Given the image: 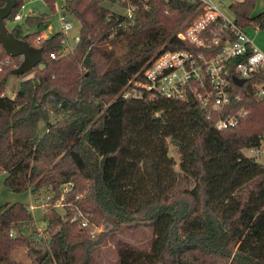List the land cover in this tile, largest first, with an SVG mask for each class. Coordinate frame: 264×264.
Wrapping results in <instances>:
<instances>
[{
    "label": "trees",
    "instance_id": "16d2710c",
    "mask_svg": "<svg viewBox=\"0 0 264 264\" xmlns=\"http://www.w3.org/2000/svg\"><path fill=\"white\" fill-rule=\"evenodd\" d=\"M26 1L16 0L5 23ZM42 1L55 11L56 0ZM103 2L130 8V15ZM255 3H229L243 30H264V12L252 15ZM62 8L80 24L66 54L62 31L41 38L46 13L28 14L9 30L41 48L42 60L13 98L5 95L6 80L21 57H9L0 70L3 184L51 197L41 235L25 233L33 221L27 204L0 205V264H20L12 256L20 248L30 264H103L99 249L110 230L93 229L108 222L114 230H152L145 249L117 240L116 264H264V164L243 152L264 140V95L256 94L264 67L241 85L230 75L222 110L197 99L211 90L205 76L191 81L185 100L152 95L133 82H143L144 67L160 52L190 49L210 58L234 39L226 34L203 49L177 36L203 12L200 0H64ZM0 57H8L1 45ZM240 60L230 61V74ZM133 89L140 96H122ZM228 114H238V122L216 128ZM66 183L72 186L60 212L55 203Z\"/></svg>",
    "mask_w": 264,
    "mask_h": 264
},
{
    "label": "built area",
    "instance_id": "2783aa9c",
    "mask_svg": "<svg viewBox=\"0 0 264 264\" xmlns=\"http://www.w3.org/2000/svg\"><path fill=\"white\" fill-rule=\"evenodd\" d=\"M200 1L202 2L203 12L200 16L187 23L177 33V36L203 49L219 45L222 37L226 34L233 35L234 39L230 41L226 38L222 49L210 58H206L201 52L194 53L190 49L162 51L144 67L143 82H133V85L150 92L152 95L185 100L191 81H202V77L205 76L209 81L211 90L199 92L196 97L203 106L211 102L214 109L222 110L230 102V92L228 90L230 75L231 78L235 75L246 79L252 72L263 68L264 52L254 44L253 40L245 33V30L235 24L234 19H230L220 12L215 3L207 0ZM130 12L131 9L129 8L126 14L130 15ZM20 19V14L16 13L13 20L19 21ZM59 21L62 30L71 28V24L66 19L65 14L59 15ZM218 21L221 23L219 31L213 30L209 32L210 26ZM77 39L78 36L75 37L76 41ZM234 58H240L241 60L236 63L233 73L230 74L227 66ZM8 63L9 57L4 60L0 57V70L3 64ZM256 94L259 96L264 95V79L257 86ZM122 96L124 98L140 96V92L134 89L127 90ZM238 119V114H228L220 118L214 126L216 128L233 126L238 122ZM71 186V183L61 186L60 200L55 203V206H62L61 200ZM50 197L51 194L45 197L46 202L38 199V204H29L30 212H33L38 207H46ZM37 233L41 235L43 231L37 228ZM10 235H13V232Z\"/></svg>",
    "mask_w": 264,
    "mask_h": 264
},
{
    "label": "rangeland",
    "instance_id": "374dc122",
    "mask_svg": "<svg viewBox=\"0 0 264 264\" xmlns=\"http://www.w3.org/2000/svg\"><path fill=\"white\" fill-rule=\"evenodd\" d=\"M207 1L215 3L218 6L220 12H222L228 18L231 19V17H233L232 12L228 8L229 3L233 0ZM63 2L64 0H56L55 11L51 12L42 0H28L22 6L20 11L17 12L18 14H20L21 19L19 21H7L5 23L6 27L8 30H10L15 23H21L24 17L28 14L38 15L41 13H46L49 15V26L47 29L42 31L41 38L49 37L57 31H62L63 33H66L67 37L64 34L66 38L64 40L65 48L62 52L63 54H66L71 49H73V39L79 33L80 24L76 18L65 13V10L62 8ZM103 5L106 7H110L116 12H120L123 14L127 12V10L120 8L116 4L103 2ZM261 12H264V0H256L252 15H257ZM60 14H65L66 19L70 22L71 28L69 30H62L61 23L59 21ZM258 30L259 29L254 27H248L245 29V33L253 40L254 44L264 52V30ZM39 39L40 38H37L35 42L36 44L38 43ZM70 42L71 44L69 45ZM38 67H41V64H39ZM32 75L33 69L21 75L9 74L6 80L5 95L7 97L13 98L17 93L19 82L21 80L32 77ZM42 132L43 124H40V133ZM243 152L246 156L254 157L256 161L264 164V140L261 141V144L258 148H246L243 150ZM169 155H171L175 159V161L178 162V155L174 152V149L171 146ZM175 169H178L177 164L175 165ZM50 194L51 193L44 189L40 190L36 195L31 194L29 191L13 192L3 184V181L0 180V205L14 202H21L27 205L31 203L38 204V199L45 200L46 202L47 200L45 199V197ZM56 208L58 211L63 212L61 205H57ZM45 209L46 207H38L33 212H31L34 219L30 223L29 229H25V233H30L34 229L37 231V228H40L43 231V229L45 228V223L41 218ZM93 231H109L106 243L102 245L99 249V255L101 256L103 264H116L115 243L117 240L121 239L145 249L149 247V243L152 238V230L146 226L141 225L133 229L121 227L120 229L114 230L113 224L108 222L106 224L98 226L97 228H94ZM12 256L14 259L18 260L20 264H30V259L26 255L25 249H14L12 252Z\"/></svg>",
    "mask_w": 264,
    "mask_h": 264
},
{
    "label": "water",
    "instance_id": "95a60500",
    "mask_svg": "<svg viewBox=\"0 0 264 264\" xmlns=\"http://www.w3.org/2000/svg\"><path fill=\"white\" fill-rule=\"evenodd\" d=\"M15 5L16 0H5V4L0 7V45L8 57H21L20 64L11 70V74L21 75L34 69L41 63L42 52L41 48L14 37L7 29L5 21ZM232 80L237 85H241L245 82V78H239L235 75L232 76Z\"/></svg>",
    "mask_w": 264,
    "mask_h": 264
},
{
    "label": "crops",
    "instance_id": "0c3cea01",
    "mask_svg": "<svg viewBox=\"0 0 264 264\" xmlns=\"http://www.w3.org/2000/svg\"><path fill=\"white\" fill-rule=\"evenodd\" d=\"M231 19H233V17H231ZM260 30V29H259ZM258 30V31H259ZM66 35V33H64ZM78 36V35H77ZM76 36V37H77ZM67 37V35H66ZM66 39V38H65ZM75 43H76V40H75V37L73 39V47L75 46ZM71 44V42L69 43V45ZM68 46V45H67ZM4 177H5V173L4 172H0V180L3 181L4 180ZM30 192V191H29ZM31 193V192H30ZM32 194V193H31Z\"/></svg>",
    "mask_w": 264,
    "mask_h": 264
}]
</instances>
